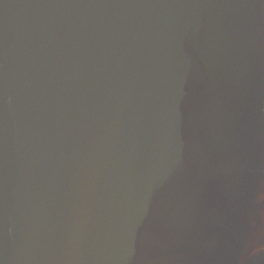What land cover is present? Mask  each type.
<instances>
[{"label": "water", "instance_id": "95a60500", "mask_svg": "<svg viewBox=\"0 0 264 264\" xmlns=\"http://www.w3.org/2000/svg\"><path fill=\"white\" fill-rule=\"evenodd\" d=\"M0 264H264V0H0Z\"/></svg>", "mask_w": 264, "mask_h": 264}]
</instances>
